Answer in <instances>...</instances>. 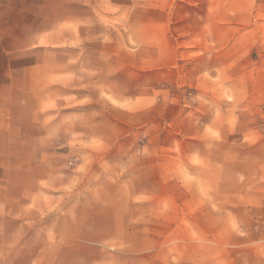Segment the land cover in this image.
Returning <instances> with one entry per match:
<instances>
[{"label": "rangeland", "instance_id": "obj_1", "mask_svg": "<svg viewBox=\"0 0 264 264\" xmlns=\"http://www.w3.org/2000/svg\"><path fill=\"white\" fill-rule=\"evenodd\" d=\"M101 5L85 43L0 58V214H20L0 218V264H133L129 254L143 263L154 243L210 252L229 238L211 227L222 220L194 227L179 216L222 212L199 196L238 192L222 184L239 175L240 131L264 133V0ZM150 152L177 155L156 166ZM194 174L217 186L192 187ZM37 186L32 203L15 201Z\"/></svg>", "mask_w": 264, "mask_h": 264}, {"label": "crops", "instance_id": "obj_2", "mask_svg": "<svg viewBox=\"0 0 264 264\" xmlns=\"http://www.w3.org/2000/svg\"><path fill=\"white\" fill-rule=\"evenodd\" d=\"M102 2L103 0H0V58H11L16 53L51 45L72 46L85 43L91 21L98 19V13L102 11ZM5 86H7L5 83L0 82V93ZM1 98L0 96V100ZM240 119H246L247 122L248 115L241 113ZM254 119L258 122V114H255ZM254 119L250 121L254 122ZM240 135L239 175L231 174L234 181L231 182L229 179L222 184L238 187V192L224 191L218 195H208L207 199L205 196H199L197 200L199 203L224 204L222 212L199 209L186 214L182 211L179 216V218L194 220V227L197 220H201L197 223L201 226H207L205 221L209 219L222 220V224L215 222L211 227L219 230L223 226L229 238L222 243L209 245L212 248L210 252L198 251L197 247L200 246L192 241L182 240L175 244L154 243L145 250L143 263H141L140 255L137 254L133 256L129 254L128 262H134L133 264H264V133L257 136V130L247 126L246 132L241 130ZM225 151V154L229 153L228 150ZM174 154L177 155V153H143L144 161L149 159L146 155H160L155 158L156 166H161L162 161L172 159L161 157V155ZM175 160L177 161L178 157ZM228 161L231 162L232 159L225 157L224 162ZM175 165L176 168L172 172L175 174L171 178L174 179L175 186L182 188L186 186L183 164ZM195 174L193 175L195 183L186 182L192 187L217 186L214 180L211 182L208 177ZM143 179L145 180V176ZM157 180L161 186L165 187L168 184L167 172L159 171ZM147 192L144 190L145 196ZM8 194L9 190L5 192V196ZM23 194L26 198L20 196L15 201L32 203L38 198L39 186L30 195L26 192ZM158 199L163 201L162 194L158 196ZM24 207L25 205L23 209ZM16 217H20V214H11L8 210L0 214V218L3 219ZM157 217L162 218V212ZM235 223L238 225L235 226ZM183 228L182 226L181 229ZM47 247L51 249L54 246L47 244ZM37 249L40 251L45 248ZM61 249L73 250L66 244H63ZM37 255L35 260L39 259ZM69 259L63 258L61 262L55 263L72 264L73 261Z\"/></svg>", "mask_w": 264, "mask_h": 264}]
</instances>
